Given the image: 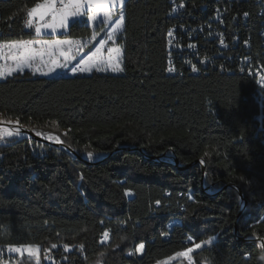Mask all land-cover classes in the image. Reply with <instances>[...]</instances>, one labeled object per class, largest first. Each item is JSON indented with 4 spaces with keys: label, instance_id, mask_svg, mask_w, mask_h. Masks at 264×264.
Listing matches in <instances>:
<instances>
[{
    "label": "trees",
    "instance_id": "obj_1",
    "mask_svg": "<svg viewBox=\"0 0 264 264\" xmlns=\"http://www.w3.org/2000/svg\"><path fill=\"white\" fill-rule=\"evenodd\" d=\"M37 2L0 0V41L37 38L26 27ZM169 10L168 0L125 1L118 74L26 70L0 79V117L54 133L80 156L29 137L0 143V246H40L38 260L18 255L13 264H157L212 237L192 252L194 264H264L253 239H264L256 81L170 74ZM238 11L248 12L252 51L261 54L255 0ZM209 14L210 5L201 6L200 15ZM93 32L73 21L59 37ZM167 151L179 165L145 157ZM87 152L101 157L86 163Z\"/></svg>",
    "mask_w": 264,
    "mask_h": 264
},
{
    "label": "built area",
    "instance_id": "obj_2",
    "mask_svg": "<svg viewBox=\"0 0 264 264\" xmlns=\"http://www.w3.org/2000/svg\"><path fill=\"white\" fill-rule=\"evenodd\" d=\"M244 1L168 0L172 22L165 35L167 69L170 74L216 72L254 78V97L260 104L255 119L264 135V0H255L262 17L258 29L261 54L252 51L253 36L246 27L248 12L238 11ZM203 5H210L209 15H200ZM238 30H245V38H238ZM9 246H0V264H11L12 257L14 260V250Z\"/></svg>",
    "mask_w": 264,
    "mask_h": 264
},
{
    "label": "snow or ice",
    "instance_id": "obj_3",
    "mask_svg": "<svg viewBox=\"0 0 264 264\" xmlns=\"http://www.w3.org/2000/svg\"><path fill=\"white\" fill-rule=\"evenodd\" d=\"M124 0H39L33 7H31L27 12L28 19L26 20V25L33 26V21L38 20L43 23L35 27L37 34L41 32V29H51L53 32L67 29L69 21L73 17L87 16L90 22H95L98 19L99 14L103 13V20L109 21L112 15L115 14L114 11L110 9L113 7L120 8V14L116 21V27L113 28L112 32L109 33V37L112 38L114 33L123 28L124 25V14L123 8ZM46 18H48L46 20ZM95 35V34H94ZM171 35V33H169ZM221 44H223V39H221ZM34 45H42L46 48H65L68 49L75 48L79 52L84 45L76 39H53V40H13L5 43H0V60L4 59V48L7 47L10 53L11 64L0 63V78L12 76L24 71L25 68H30L34 73H40L42 75H51L58 68H66L70 62V58L65 54V62L61 63L58 60H46L45 56H51V52H45L44 50L34 47ZM103 42L100 47L96 49L90 56L86 59H81L74 67L71 68L73 73L76 72H90L93 68L99 71L112 72H122L124 69L122 63L119 59V55L122 49L119 47L109 49V55L107 58L98 57L97 54L100 53L103 48ZM191 47V45H190ZM111 53H116L117 56L114 58ZM104 65V67H100ZM46 69V71H45ZM170 71L174 69H169ZM196 68L193 67V71ZM18 123V122H17ZM5 134L4 129H0V138ZM20 128L17 127L15 132L8 131L7 135L9 137L13 135H19ZM87 156L92 158L93 153L87 152ZM203 163V161H201ZM130 190H126V194H129ZM159 203V202H157ZM105 236L108 235L107 232L104 233ZM215 237L210 238L208 241H201L196 244L195 249H199L205 243L211 244ZM67 247V246H66ZM264 248V244H261ZM10 250H14L16 254H21L25 250L29 255H38L39 246L33 247L32 245H19V246H9ZM145 248L143 243L139 244L138 251H142ZM194 248H188L183 252H177V256L187 257L189 253L195 251Z\"/></svg>",
    "mask_w": 264,
    "mask_h": 264
},
{
    "label": "rangeland",
    "instance_id": "obj_4",
    "mask_svg": "<svg viewBox=\"0 0 264 264\" xmlns=\"http://www.w3.org/2000/svg\"><path fill=\"white\" fill-rule=\"evenodd\" d=\"M125 1L126 0H124V3H125ZM123 6H122V8H123ZM110 10L111 11H114L115 14L112 15V17H111V19L109 21H104L103 20V13L102 12L99 14L98 19L95 22H90L87 16L73 17L69 21V25L73 21H78L79 23L88 24V25H90L91 27L94 28V32H93V34L90 37L80 39V43L83 44L84 47L79 52L73 51L70 54V61H73V59H76V62H80L81 59H86L93 52H95L98 47H100V45H101L102 42H103V45L104 46L101 49L100 53L97 54L98 57L107 58L108 55H109V49H111V48L119 47V48L122 49L121 45L118 43V36H119V33L123 30L124 25H123V28L122 29H119V30H117L114 33V35H113L112 38H110L109 35H108L109 33L112 32L113 28L116 27V21L118 19L119 14H120V8L113 7ZM47 19L48 18H46V20ZM41 23H43V22L42 21H38V20H34L33 21V26L29 27V26L26 25V27L28 29H33L35 31V27L39 26V24H41ZM69 25H68V28H69ZM68 28L67 29H61V30H58V31H55V32H53L51 29H43L42 28L41 29V32L38 35L41 36L40 39H43V38H45V36H48V35H52V36L59 35V34L61 35V34L64 33V31L67 32L68 31ZM35 33H36V31H35ZM8 42H10V41H0V43H5V44H7ZM111 55L114 58L117 56L116 53H111ZM122 56H123V50H122V52L119 55V59H120L121 63H122ZM52 59H53V61L58 60L61 63H64L65 62V58H63V56H61V55H55L54 54V56L52 57ZM11 62L12 61L10 59L9 50H8L7 47H5L4 48V59L3 60H0V63H4V64L7 65V64H11ZM67 67H69V64H68ZM100 67H104V65H100ZM71 68L72 67H70L69 69H71ZM65 69L66 68H63V67L62 68H58L51 75H42L40 73H37V74L38 75H41V76H46V77H50V76H54V75H64L66 73L65 72ZM26 70L33 71L30 68H25L24 71H26ZM45 71H46V69H45ZM93 71L110 72V73H114V74L120 73V72H112L111 70H108V71H99L96 68H93L92 71H90V72H84V73L91 74ZM8 77H10V76H8ZM4 78H7V77H4ZM4 78H0V79H4ZM1 121L11 122L10 125L16 124L20 129H22L20 126H22L24 128H28L27 126L21 124L18 120L7 121V120H4L2 117H0V122ZM4 127H7V126L0 124V129H4ZM23 131H25V130H23ZM36 133H38L40 135H43L44 137L49 138L51 140L62 141L61 138L59 136H57L56 134H54V133H48V134H43L41 132H36ZM25 137H26V134L25 135H22V134L13 135L11 137H9L8 135H5L2 138H0V143L4 142L6 140H10V139H15V138L21 139V138H25ZM100 157H101L100 155L94 154L92 156V158H89L87 156V154H85V159L90 160V161L92 159H97V158H100ZM169 159H171V158H169ZM32 246L33 247H36L38 245H32ZM47 254H48V256H47L48 261L53 262L51 260L50 256H49V253H47ZM18 255H20V256L21 255H27V256L34 257V258H36L38 260L39 259V256H40V246H39L38 255H29L26 250L24 252H22L21 254H16L15 251H14V255L13 256H18ZM186 261L190 262V264H194L193 259H192V253H189V255L187 257L175 255V256H172V257H170V258H168L166 260L160 261L157 264H187ZM11 264H13V257L11 258ZM94 264H100V262H97V263H94Z\"/></svg>",
    "mask_w": 264,
    "mask_h": 264
},
{
    "label": "water",
    "instance_id": "obj_5",
    "mask_svg": "<svg viewBox=\"0 0 264 264\" xmlns=\"http://www.w3.org/2000/svg\"><path fill=\"white\" fill-rule=\"evenodd\" d=\"M15 120H17V119H15ZM18 121H19V120H18ZM0 124H1V125H5V126H9V125L11 124V122L1 121ZM24 129H25V132H26V133H25V134H26V138H28V137H29V138H33V139H36V140H39V141H42V142H45V143H48V144L54 145V146H56V147L63 148V149H65V150H67L68 152H71V153H73L74 155L80 157L79 154H78L73 148H71L70 146L66 145L63 141H55V140H51V139H49V138L44 137L43 135H40V134L36 133V132L33 131L32 129H29V128H24ZM141 152L144 153L143 150H141ZM145 157L150 158V159H154V160H161V159H163V158H171L175 165H179L178 158H177V156H176V154H175L174 151H167V152H165V153L159 155L158 157L146 156V155H145ZM102 159H103V158H102ZM102 159H101V160H102ZM84 161H85L86 163H91V164H93V163H97V161H96V162H93V161H90V160H87V159H84ZM202 161H203V160H202ZM202 166H203V168H205V162H204V161H203V163H202ZM188 167H189V165L184 166V167H181V168H182V169H186V168H188ZM238 190H239V192H240V194H241V197H242V209H243V208L245 207V205H246L245 195L242 193V191H241L239 188H238ZM253 239H257V240H259V241L261 242V244H264V239H263V238H256V237H253Z\"/></svg>",
    "mask_w": 264,
    "mask_h": 264
},
{
    "label": "crops",
    "instance_id": "obj_6",
    "mask_svg": "<svg viewBox=\"0 0 264 264\" xmlns=\"http://www.w3.org/2000/svg\"><path fill=\"white\" fill-rule=\"evenodd\" d=\"M65 33L66 32L64 31L63 34H65ZM36 35H37V38L34 39V40H45V41H47V40H53V39H59V40L74 39V38H68V37H59L60 34L59 35H55L52 38H43V39H40L41 36L38 35V34H36ZM76 40H79L80 41V39H76ZM34 46L37 47V48H40V49L44 50L45 52H48V51L51 52V56H48V55L45 56V59L46 60H53L52 57L54 56V54L55 55H61V56H63V58H65V54H67L69 56V58H70V54L73 51L77 52L74 48L68 49L67 47L61 49V48H46L45 46H42V45H34ZM77 63H79V62H76V59H73V61H70L68 63L69 64V67H66L65 72H67L69 75H73L74 73L71 72L70 71L71 69H69V68L75 66V64H77Z\"/></svg>",
    "mask_w": 264,
    "mask_h": 264
},
{
    "label": "bare ground",
    "instance_id": "obj_7",
    "mask_svg": "<svg viewBox=\"0 0 264 264\" xmlns=\"http://www.w3.org/2000/svg\"><path fill=\"white\" fill-rule=\"evenodd\" d=\"M18 126L16 125V124H12V125H10V126H7V127H4V130H5V134H4V136L5 135H7V132L10 130V131H13V132H15V129L17 128ZM23 130H25L24 129V127H22V126H20ZM22 129H20V134H22V135H25V131H23Z\"/></svg>",
    "mask_w": 264,
    "mask_h": 264
}]
</instances>
